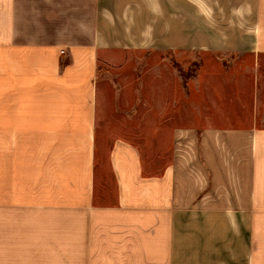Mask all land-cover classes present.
Returning <instances> with one entry per match:
<instances>
[{
  "label": "crops",
  "instance_id": "crops-1",
  "mask_svg": "<svg viewBox=\"0 0 264 264\" xmlns=\"http://www.w3.org/2000/svg\"><path fill=\"white\" fill-rule=\"evenodd\" d=\"M129 16L131 34L106 0H0V264H264L261 69L248 106L218 112L232 125L173 130L158 174L114 140L115 196L98 202V63L141 48V14L116 17Z\"/></svg>",
  "mask_w": 264,
  "mask_h": 264
},
{
  "label": "rangeland",
  "instance_id": "rangeland-1",
  "mask_svg": "<svg viewBox=\"0 0 264 264\" xmlns=\"http://www.w3.org/2000/svg\"><path fill=\"white\" fill-rule=\"evenodd\" d=\"M106 8L117 23L112 28L125 24L129 34L132 17L116 16L141 14L135 28L136 33L141 29V48L106 50L99 58L98 131L103 136L97 137V173L103 187L97 186L96 195L109 199L96 200L100 204L115 196L107 164L114 140L133 144L144 172L158 174L170 162L173 130L203 126L204 116L215 119L213 126L232 125L217 120L218 112L247 107L249 69L264 74V54L251 52L253 33L264 31V0H106Z\"/></svg>",
  "mask_w": 264,
  "mask_h": 264
}]
</instances>
